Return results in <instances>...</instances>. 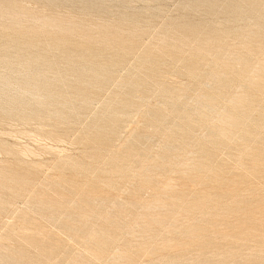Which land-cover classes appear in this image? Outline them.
Instances as JSON below:
<instances>
[{"label":"rangeland","instance_id":"1","mask_svg":"<svg viewBox=\"0 0 264 264\" xmlns=\"http://www.w3.org/2000/svg\"><path fill=\"white\" fill-rule=\"evenodd\" d=\"M125 263L264 264V0H0V264Z\"/></svg>","mask_w":264,"mask_h":264},{"label":"bare ground","instance_id":"2","mask_svg":"<svg viewBox=\"0 0 264 264\" xmlns=\"http://www.w3.org/2000/svg\"><path fill=\"white\" fill-rule=\"evenodd\" d=\"M26 91H27V92H31L32 94H33V93H35V94H38V93H39V89L36 88V86H34L32 89H27ZM42 96H44V97L46 98L47 96H50V93H49V92H46V93H44V95H42ZM238 98H240V95H239V94L235 97V99H238ZM235 101H236V100H235ZM232 102H233V101H232ZM224 119H225V118H224ZM221 120H222V119H221ZM218 121H220V120L218 119ZM222 127H223V126H222ZM42 129H43V128H42ZM220 130H221V129H220ZM220 130H219V131H220ZM223 130H224V129H223ZM221 132H222V130H221ZM26 133H27V132H26ZM222 133H223V132H222ZM222 133H221V134H222ZM2 134H3V133H2ZM11 134H12V132H11ZM34 135H35V134H34ZM51 135H52V134H51ZM223 136H224V135H223ZM181 137H182V136H181ZM50 138H51V137H50ZM51 139H52V138H51ZM56 139H57V138H56ZM58 141H59V140H58ZM178 147H179V146H178ZM52 148H53V147H52ZM52 148L49 146V149H52ZM47 150H48V149H47ZM24 151H25V150H24ZM60 151H61V150H60ZM174 151H176V150H174ZM181 151H182V150H181ZM30 152H31V151H30ZM176 152H177V151H176ZM24 153H25V152H24ZM32 153H33V152H32ZM56 153H57V152H56ZM20 154H21V153H20ZM30 154H31V153H30ZM196 161H197V160H196ZM195 163H196V162H195ZM191 164H192V163L188 164V166H187V164H185V165H186V168H187V167L189 168V167L191 166ZM179 165H180V164H179ZM183 165H184V164H183ZM40 166H42V165L40 164ZM192 166H193V165H192ZM181 167H182V166H181ZM191 168H192V167H191ZM194 168H195V167H194ZM182 173H183V172H182ZM169 181H171V180L169 179ZM165 184H166V183H165ZM170 185H172V184H170ZM170 185H169V186H170ZM169 186H168V187H169ZM168 187H167V188H168ZM169 188H170V187H169ZM162 190H163V189H162ZM165 190H166V189H165ZM161 194L163 195V193H161ZM164 194H165V193H164ZM156 200L159 201L160 199H159V200L156 199ZM156 200H154V202H155ZM151 203H153V202H151ZM151 203H150V205H151ZM155 203H156V202H155ZM150 205H149V207H148L149 209L151 208ZM153 205H154V203H153ZM153 205H152V206H153ZM151 211H152V210H151ZM150 222H151V221H150ZM142 223H143V222H142ZM153 223H154V222H153ZM170 224H171V223H170ZM143 228H144V227H143ZM143 232H144V231H143ZM114 234H115V233H114ZM136 234H137V233H136ZM102 236H103V235H102ZM138 243H139V242H138ZM121 259H122V258H121ZM124 262H125V261H124ZM125 264H126V263H125Z\"/></svg>","mask_w":264,"mask_h":264}]
</instances>
